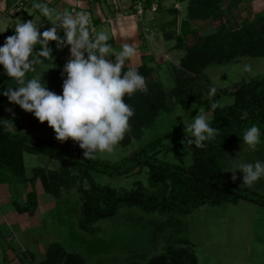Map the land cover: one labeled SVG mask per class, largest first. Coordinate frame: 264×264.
I'll return each mask as SVG.
<instances>
[{"label": "trees", "instance_id": "obj_1", "mask_svg": "<svg viewBox=\"0 0 264 264\" xmlns=\"http://www.w3.org/2000/svg\"><path fill=\"white\" fill-rule=\"evenodd\" d=\"M179 1L187 2L185 20L179 29H176V23L170 24L169 31L165 33L175 41V49L184 51L179 67L170 71L173 87L169 91H162L160 96L156 91L150 94V87H147V92H137L130 99L125 97L136 114L141 112L139 118L143 126H133L119 146L127 147L133 132H141L160 113L172 111L176 102L172 99L175 97L178 103L181 101L178 95L184 98L181 105L184 113L199 104H204L205 109L211 112V126L218 129L215 139L205 142V147L188 145L184 148L191 151L192 163L188 167L168 166L155 161L156 151L166 133L156 136L119 162L111 163L95 157L85 159L84 151L71 149L70 139L61 142L56 139L55 133L49 140H39L15 133L13 128L0 123V184H17L28 188L24 205H13L18 215H35L38 207L36 183H40L46 194L59 197L61 191L68 189L73 182L70 177L72 171H77L80 179L87 183V187L80 191L78 219V228L85 233H93L92 226L113 217L121 205L137 207L146 213H177L183 216L205 206L237 205L242 201L264 209V196L228 183L223 176L224 158L232 147L244 144V130L257 124L264 131V74L253 77L249 82L241 81L233 90H217L213 95L210 92L213 85L204 74L209 67L226 66L237 61V57L264 58V16L241 31L224 32L221 26L216 32L203 36L200 31L202 26L197 25L216 21L239 3L251 0ZM189 39L192 40L191 46L186 44ZM49 46L53 49V60H45V65L53 68L47 85L50 90L61 94L63 79L66 78L62 76V70L68 60L67 52L65 47L57 48L55 42ZM138 69L145 78L151 75V70L146 66ZM223 96L232 97L233 102L219 107L217 100ZM3 103L4 96L0 95V118L6 120L3 117ZM245 112L247 118L242 119ZM25 154L41 155L49 161H56L59 170L47 171L37 167L28 176ZM143 170H147V183L152 192H146L141 185L118 192L109 185H99L94 179V175L109 178L134 176ZM179 243L181 247L170 246L144 264H197V257L188 248V242L181 240ZM38 264L86 263L81 255L66 251L58 243H51L45 258Z\"/></svg>", "mask_w": 264, "mask_h": 264}, {"label": "rangeland", "instance_id": "obj_2", "mask_svg": "<svg viewBox=\"0 0 264 264\" xmlns=\"http://www.w3.org/2000/svg\"><path fill=\"white\" fill-rule=\"evenodd\" d=\"M252 1H243L237 6V12L227 11L216 21H211L216 26L211 29L202 28L201 35H210L221 26L224 32L241 31L259 20V17L264 16V11L259 12L255 5L251 7ZM191 41L189 39L186 44L191 46ZM204 72L217 90H233L241 81L249 82L253 77L264 74V58L237 57V61L233 63L212 66ZM45 75L44 72L43 80L46 79ZM149 77L145 78L147 87L153 88L149 89V93L157 91L156 94L160 96L162 90L149 84ZM10 79L0 65V91L6 90L8 86H15V81ZM183 79L184 77L181 78ZM170 85L173 86V83ZM178 97L180 103L177 98L172 99L176 100L172 111L160 113L141 132H133L127 147L117 146L111 153H97L94 157L111 163L119 162L156 136L166 133L156 151L155 161L168 166H190L191 151L184 150L188 145L183 143L186 134L182 120L184 118V122H191V118L201 108L210 118L211 112L205 109L204 104H199L184 113L181 107L184 98L181 95ZM5 99L6 119H12L15 126L20 122L25 123L29 113L9 102L6 96ZM232 102L233 98L223 96L218 105L225 106ZM8 108L13 112L6 111ZM140 113L135 112L130 119V129L133 126H143ZM258 159L264 160V145L258 146L256 151L248 149L245 144L232 147L223 161L224 179L237 187L264 196V179L248 186L243 184L242 172L238 170L237 179L233 180V173L228 171L237 162H255ZM24 162L28 176L37 167L47 171L59 170L58 162L49 161L41 155L25 154ZM146 173L147 170H143L139 175L118 178L94 175V179L99 185H109L118 192L132 190L137 185H141L146 192H152ZM70 177L73 182L68 189L61 191L59 197L46 194L40 185L39 189L35 188L38 193V215L33 219L27 218L24 222L13 220L17 213L9 204L11 201L24 204V187L17 184L0 186V217L4 218L5 215L4 224L0 226V264H27L28 260L33 262L35 259L38 261L51 243H58L66 251L81 255L86 264H144L164 253L170 246L181 247V240L188 242V248L197 257V264H264V209L261 207L242 201L237 205L205 206L183 216L177 213H146L137 207L121 205L113 217L95 223L92 226L93 233H85L78 228V219L80 191L87 187V183L80 179L77 171H72ZM39 190L43 192L40 193Z\"/></svg>", "mask_w": 264, "mask_h": 264}, {"label": "clouds", "instance_id": "obj_3", "mask_svg": "<svg viewBox=\"0 0 264 264\" xmlns=\"http://www.w3.org/2000/svg\"><path fill=\"white\" fill-rule=\"evenodd\" d=\"M32 7L39 10L51 27L37 19L15 24L14 34L0 46V65L15 86H8L0 95L32 113L41 123L46 121L57 140L77 142L85 159L113 152L129 132L130 119L135 115L125 97L130 99L137 92H147L146 79L139 69L129 66L125 70L126 63L137 55L135 41L124 43L117 50L109 42L107 30L91 28L89 11L58 10L48 0H33ZM52 41L57 48L68 47L70 52L62 70L66 78L61 94L50 90L42 79L45 71H37V66H45V60H53V49L49 46ZM29 73L33 75L29 77ZM216 91V87H211L212 94ZM6 111L13 112L11 108ZM241 118H247V112ZM0 123L15 128L12 120L0 118ZM183 124L185 146L205 147V142L214 140L218 133L203 108L191 122L186 123L183 118ZM242 141L248 149L256 151L264 145V131L252 124L244 130ZM238 170L243 173V184L251 186L264 179V160L235 163L228 170L233 173V180L237 179Z\"/></svg>", "mask_w": 264, "mask_h": 264}, {"label": "crops", "instance_id": "obj_4", "mask_svg": "<svg viewBox=\"0 0 264 264\" xmlns=\"http://www.w3.org/2000/svg\"><path fill=\"white\" fill-rule=\"evenodd\" d=\"M48 2L51 7H55L58 10L67 8L70 10L83 9L89 11L92 16L91 28L93 30H107L110 33L109 42L117 50H120L124 43L135 41L138 49L137 55L129 63H126L125 69L129 66H135L137 68L146 66L151 70V75L149 77L151 81H149V84L160 87V91L162 90L163 92L172 89L173 86L170 85L172 82L170 71L172 68H178L184 51L175 49V41L171 36H165V33L169 31L170 24L172 23H176V29H179V26L186 17L187 2H181L179 0H149L151 4L156 6L157 10L155 12L146 13L142 18H137L132 14L130 15V13L133 12V0H48ZM32 3L33 0H0V30L6 29V31L0 33V35L6 33H8L9 36L13 35L15 24L19 21L24 22L29 19L42 20L40 23L44 24L46 27H51V23L41 16L39 10L32 7ZM242 3L244 2L239 3L237 6ZM254 5L258 7L257 9L259 12L262 13L264 11V0H253L250 6L253 7ZM237 6L231 12L235 10L237 12ZM119 14L122 15V17H118L117 15ZM197 26H202L203 29H211L216 25L215 22H207L205 25L201 24ZM61 36H63V32H61ZM50 43H54V41ZM65 49L67 57L69 58V49L68 47H65ZM112 59H115V57H112ZM45 66L50 68H47V70L44 69L43 66H37V71H45L46 79H44V81L47 82L53 66ZM28 75L31 77L33 73H29ZM156 89L159 90V88ZM5 100L4 96L3 117L6 119ZM219 100L220 98L217 100V105ZM20 123L19 125H14L15 128H13V131L15 133L29 135L39 140H49L54 136L55 132L48 126V123L46 121L41 123L32 113H29L28 117L26 116L25 123ZM175 125H178V123ZM69 145L73 150L84 151L79 147L77 142L71 139L69 140ZM39 185L40 183H36L35 188L39 189ZM0 186L5 187L7 185L0 184ZM24 189L27 193L28 188L24 187ZM42 192L40 191V193ZM24 198L26 200V194ZM9 204L14 208L13 205L18 203L11 201ZM37 210L32 217L16 214L13 220L17 221L19 219L24 222L28 220L27 218L33 219L38 215ZM24 216L26 217L23 218ZM4 218L0 217V226L4 224ZM48 246L45 248L41 259L38 261L35 259L33 262L28 260L27 264H38L42 261L45 258Z\"/></svg>", "mask_w": 264, "mask_h": 264}, {"label": "built area", "instance_id": "obj_5", "mask_svg": "<svg viewBox=\"0 0 264 264\" xmlns=\"http://www.w3.org/2000/svg\"><path fill=\"white\" fill-rule=\"evenodd\" d=\"M132 10H133V12L130 13V15L132 14L133 16H136L137 18H142L148 12H155L157 10V8L153 4L148 6L147 0H133ZM73 11H75V10H73ZM117 16L122 17V15H120V14ZM8 36H9L8 33L0 35V46L3 45L6 37H8Z\"/></svg>", "mask_w": 264, "mask_h": 264}]
</instances>
